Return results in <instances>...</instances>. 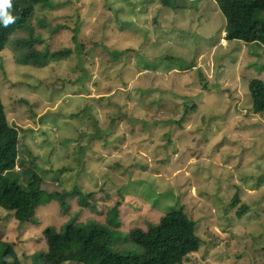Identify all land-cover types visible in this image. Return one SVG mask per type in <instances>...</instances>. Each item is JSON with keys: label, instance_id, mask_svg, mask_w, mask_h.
<instances>
[{"label": "rangeland", "instance_id": "374dc122", "mask_svg": "<svg viewBox=\"0 0 264 264\" xmlns=\"http://www.w3.org/2000/svg\"><path fill=\"white\" fill-rule=\"evenodd\" d=\"M47 1L31 38L17 33L0 56L25 161L15 176L24 188L37 176L33 190L54 196L23 228L0 209L9 261L48 264L43 233L70 225L109 228L114 246L133 250L125 234L182 209L205 242L184 264H264V114L249 90L264 81V47L227 41L214 0L179 12L159 0ZM66 250L76 264L81 247Z\"/></svg>", "mask_w": 264, "mask_h": 264}, {"label": "trees", "instance_id": "16d2710c", "mask_svg": "<svg viewBox=\"0 0 264 264\" xmlns=\"http://www.w3.org/2000/svg\"><path fill=\"white\" fill-rule=\"evenodd\" d=\"M214 1L226 21L227 41L264 47V0ZM159 3L175 12L190 9L188 0H159ZM49 5L47 0H12L10 12L16 19L15 23L7 27L0 21V56L17 33L29 30L31 38L33 14L38 8ZM74 33V41L77 42L79 27ZM76 49L82 52L80 45ZM125 53L115 52L112 55L118 59ZM71 54L72 52H67L64 55L66 57ZM24 59L38 64L44 62L43 57H38L34 53H29ZM249 90L253 100V113L264 114V81L252 80ZM100 136L101 133L95 140H99ZM92 142L94 140L90 141ZM19 145V129L8 121L0 98V209L11 215L14 213L17 224L23 228L33 221L37 210L47 206L54 196L33 190L35 182L32 178L37 176H30L27 188H24L22 182L17 179L15 170L20 166L25 167V161L19 156ZM76 193L79 194L81 206L88 207V195L80 194L78 191ZM55 196L62 198L64 195L56 193ZM236 202L237 199H234L232 207ZM248 211V207L243 206L236 212V216L242 218ZM195 225L196 222L186 212L174 209L161 219L157 227L148 231L138 228L125 234L127 241L134 248L129 251H123L112 244L113 239H117L119 234H115L109 228L92 230L84 225H70L62 232L48 229L43 233L44 239L40 237L47 245V251L42 252L41 256L48 264H64L68 255L66 248L79 246L81 250L75 259L76 264H184L189 261L190 256L199 253L205 243L197 230L192 229ZM7 247V251L0 249V264H12L8 257L14 253L11 246Z\"/></svg>", "mask_w": 264, "mask_h": 264}, {"label": "clouds", "instance_id": "9594fccd", "mask_svg": "<svg viewBox=\"0 0 264 264\" xmlns=\"http://www.w3.org/2000/svg\"><path fill=\"white\" fill-rule=\"evenodd\" d=\"M12 0H0V21L7 27L9 24L15 23V17L11 14Z\"/></svg>", "mask_w": 264, "mask_h": 264}]
</instances>
